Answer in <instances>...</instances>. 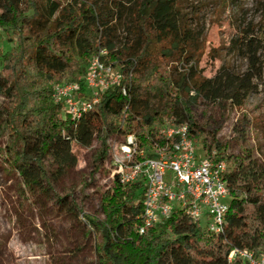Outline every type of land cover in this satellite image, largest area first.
Returning <instances> with one entry per match:
<instances>
[{
    "label": "trees",
    "instance_id": "16d2710c",
    "mask_svg": "<svg viewBox=\"0 0 264 264\" xmlns=\"http://www.w3.org/2000/svg\"><path fill=\"white\" fill-rule=\"evenodd\" d=\"M125 16L129 21L119 44ZM8 30L17 45L7 52L0 48V139L5 141L0 172L22 181L30 195L53 193L49 162L68 163L74 142L85 146L99 135L98 166L112 133L134 135L142 149L171 147L158 131L166 122L187 124L207 158L227 163L231 201L222 233L208 231L178 209L141 234L144 181L124 185L115 178L101 194L104 218L83 213L98 238V264H245L239 256L230 260V253L264 251V157L230 154L197 111L200 101L243 108L258 95L264 58L255 28H242L234 40L247 68L224 65L212 77L192 63L189 50L200 35L186 23L180 0H0V38ZM102 48L108 50L106 61L119 68L120 81L80 118L64 115L63 104L52 98L53 85L83 74ZM79 83L85 91L84 80ZM56 201L65 206L66 196Z\"/></svg>",
    "mask_w": 264,
    "mask_h": 264
},
{
    "label": "rangeland",
    "instance_id": "374dc122",
    "mask_svg": "<svg viewBox=\"0 0 264 264\" xmlns=\"http://www.w3.org/2000/svg\"><path fill=\"white\" fill-rule=\"evenodd\" d=\"M180 5L186 23L196 36L200 35L189 54L193 65L205 76L216 75L224 65L237 71L247 68L248 61L239 53L234 40L248 26L255 28L254 35L262 43L264 58V0H180ZM128 21V16L119 21V44ZM16 45L12 30L2 31L0 48L7 52ZM3 65L0 56V72ZM87 72L88 65L83 74L69 75L61 82L80 79L85 82ZM119 75L116 67L114 76ZM3 100L0 97V102ZM197 111L204 118L209 134L228 144L230 154L244 156L248 151L263 160L264 79L258 95L243 108L227 101L217 104L200 101ZM63 113L66 115L65 109ZM3 118L0 113V123ZM123 136L110 135L106 159L98 166L94 158L101 148L99 135L85 146L74 142L68 163L50 161L52 194L32 196L22 181L8 179L0 172V264H98V238L83 213L104 218L101 194L113 185L115 175L110 152L112 148L120 149ZM4 143L0 139V147ZM197 147L203 154L201 142L197 141ZM58 195L66 196L65 206L57 203Z\"/></svg>",
    "mask_w": 264,
    "mask_h": 264
},
{
    "label": "built area",
    "instance_id": "2783aa9c",
    "mask_svg": "<svg viewBox=\"0 0 264 264\" xmlns=\"http://www.w3.org/2000/svg\"><path fill=\"white\" fill-rule=\"evenodd\" d=\"M107 54L108 50L102 48L90 59L85 91L78 81L53 85L52 98L54 102L63 104L66 114L80 118L95 108L103 91L120 81L122 74L119 71L120 75L114 76L116 67L106 61ZM124 93H127L126 88ZM158 131L173 142L171 147L156 144L153 148L142 149L136 137L130 134L123 136L120 149L112 148L110 152L115 164L114 179L118 178L124 185L144 181L140 233L158 226L178 209L185 210L192 222L208 231L224 232L231 201L230 186L224 178L227 163H215L200 154L187 124L166 122L159 126ZM237 256L245 264H264V251L256 254L236 248L229 259Z\"/></svg>",
    "mask_w": 264,
    "mask_h": 264
}]
</instances>
